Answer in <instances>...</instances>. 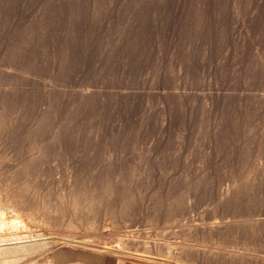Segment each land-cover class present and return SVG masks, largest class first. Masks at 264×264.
<instances>
[{"label": "rangeland", "instance_id": "374dc122", "mask_svg": "<svg viewBox=\"0 0 264 264\" xmlns=\"http://www.w3.org/2000/svg\"><path fill=\"white\" fill-rule=\"evenodd\" d=\"M0 117V192L54 223L10 264H264V0H0Z\"/></svg>", "mask_w": 264, "mask_h": 264}, {"label": "bare ground", "instance_id": "6f19581e", "mask_svg": "<svg viewBox=\"0 0 264 264\" xmlns=\"http://www.w3.org/2000/svg\"><path fill=\"white\" fill-rule=\"evenodd\" d=\"M1 118V117H0ZM2 119V118H1ZM1 119H0V121H1ZM3 123V122H2ZM2 124H0V126H1ZM36 147H40V146H36ZM36 150H37V148H36ZM40 150V149H39ZM38 150V151H39ZM24 185V184H23ZM7 188V187H6ZM112 188V187H111ZM109 189V188H108ZM125 189V188H124ZM11 190V189H10ZM9 190V191H10ZM106 190V189H105ZM1 191H2V189H1ZM7 191V190H6ZM107 193L109 192V191H106ZM105 192V193H106ZM125 192V191H124ZM5 193V192H4ZM104 193V194H105ZM12 194H14V193H12ZM12 194L11 193H9V192H6L5 194H2L1 192H0V236H1V238L3 239V240H8V244H10L8 247L6 246V248H4V247H0L1 249H0V255H4V258L3 259H1V261H0V264H10V262H13V260H15V259H18L19 257H15V256H17V253L19 252V250H21V251H27V250H29V251H34V250H38L40 247H44L45 245H46V241H43V240H45V238L47 237H44V236H42V237H38V238H34L33 237V234L32 233H30V232H24V233H7L6 231H8L9 229H11V228H14V229H17V228H19V227H21V225H22V223H23V217H27L28 219H30V221H32V222H34V223H37V224H39V225H44V226H50V227H52L53 225H54V223L52 224V223H50L48 220H47V218L45 217V215H43L42 213H39V212H37V213H34V212H28L24 207H23V204H22V202L21 201H19V199H17L16 197H14V196H12ZM108 194H110V193H108ZM124 194V193H123ZM15 195V194H14ZM127 197V196H126ZM122 198V197H121ZM123 198H124V196H123ZM126 198H124V200H125ZM127 199H128V197H127ZM130 199V198H129ZM128 199V201L129 202H131L130 200ZM123 200V199H122ZM126 201V200H125ZM93 200H92V198H84V201H80V200H78L77 199V197L76 196H74V197H72L71 199H69L68 201H66L65 203H63L62 204V206L63 207H65V208H68V209H70V210H75V209H78V208H80L81 206H84V207H86L87 209H89V211L90 210H92V205H93ZM119 203V202H118ZM127 203V202H126ZM122 205V204H121ZM128 205V204H127ZM130 205V204H129ZM124 206V205H123ZM122 208V207H121ZM123 210H124V208H122ZM127 209V208H126ZM125 212V211H124ZM11 213V215L10 216H8L9 214ZM6 214H8L7 216H6ZM109 217H112L111 215H109ZM254 220V219H253ZM25 221V220H24ZM252 221V220H251ZM262 221V220H261ZM264 221V220H263ZM229 222V221H228ZM234 222V221H233ZM237 222V221H236ZM244 222V221H243ZM248 222V221H247ZM258 222V221H257ZM222 223V222H221ZM249 223V222H248ZM219 224V223H218ZM225 224H227L226 222H225ZM229 224H232V222L230 221L229 222ZM238 224V223H237ZM244 224V223H243ZM243 224H242V226H243ZM34 225V224H33ZM205 225V224H204ZM220 225V224H219ZM224 225V224H223ZM43 226V227H44ZM58 226V225H57ZM68 226V228H71V229H68V231L69 232H71L72 231V228H74L73 227V225H71V224H68L67 225ZM213 226V225H212ZM211 226V229L213 228ZM250 226V225H249ZM255 226H256V223H255ZM192 227H194V226H191L190 228H192ZM218 227V226H217ZM229 227V226H228ZM246 227V226H245ZM257 227V226H256ZM259 227H260V225H259ZM258 227V228H259ZM210 228V227H209ZM238 228H239V225H238ZM257 228V229H258ZM29 229H31V228H29ZM66 229V228H65ZM207 229V228H206ZM229 229V228H228ZM239 229H243V228H239ZM250 229V228H249ZM248 229V230H249ZM263 229V228H262ZM115 230V229H114ZM125 230H127V229H125ZM225 230V229H224ZM251 230V229H250ZM249 230V231H250ZM39 231V230H38ZM46 231V230H45ZM51 231V230H50ZM59 231V230H58ZM133 231V230H132ZM137 231V230H136ZM214 231V230H213ZM218 231V230H217ZM220 231V230H219ZM259 231V230H258ZM65 232V231H64ZM73 232V231H72ZM113 232H115V231H113ZM127 232V231H126ZM134 232H135V230H134ZM189 233H190V231H188ZM49 233V232H48ZM51 233V232H50ZM52 233H53V231H52ZM66 233H67V230H66ZM112 233V232H111ZM116 233V232H115ZM121 233H123V232H120L119 234H121ZM138 233H140V232H138ZM138 233H137V235H138ZM205 233V232H204ZM250 233V232H249ZM63 234H65V233H63ZM191 234V233H190ZM209 234H212V233H209ZM257 234V233H256ZM73 235H75V234H72V236ZM114 235V234H113ZM116 235H118V234H116ZM115 235V236H116ZM124 235V234H123ZM127 235V234H126ZM134 235V234H133ZM139 235H141V234H139ZM208 235V234H207ZM115 236H114V238H115ZM131 236V235H130ZM186 236V235H185ZM192 236V235H191ZM209 236H211V235H209ZM28 237H32V239H30V238H28ZM71 237V236H70ZM74 237H76V236H74ZM122 237V236H121ZM121 237H120V239H121ZM124 237V236H123ZM135 237V236H134ZM133 237V238H134ZM190 236L187 234V237H186V241H184L183 243H181L183 246H185V247H193V248H196V246H199V244H196V242H194V240L193 239H191V238H189ZM212 237V236H211ZM116 238H118L117 236H116ZM126 238V237H125ZM137 238H139V237H137ZM55 239V238H54ZM141 239V238H140ZM46 240H47V238H46ZM56 240L57 239H55L54 240V242L56 243ZM73 240V239H72ZM118 240V239H117ZM124 240V239H123ZM122 240V241H123ZM127 240V239H126ZM130 240H132V239H130ZM144 240V239H143ZM143 240H142V242H143ZM161 240V239H160ZM116 241V240H115ZM119 241V240H118ZM117 241V242H118ZM148 241H150V240H148ZM166 241V240H165ZM5 242V241H4ZM3 242V243H4ZM47 242H48V240H47ZM51 242V241H50ZM60 242V241H59ZM79 242V241H78ZM120 242V241H119ZM124 242H125V240H124ZM147 242V241H146ZM161 242V241H160ZM3 243H2V245H3ZM6 242H5V244H7ZM22 243H24V244H22ZM40 243H41V245H40ZM87 243H89V241L87 242ZM100 243V242H99ZM132 243V242H131ZM161 243H163V242H161ZM172 243V242H171ZM37 244H39V245H37ZM42 244H44V245H42ZM83 244V243H82ZM93 244V243H92ZM123 245H124V243H122ZM177 244V243H176ZM180 244V243H179ZM178 244V245H179ZM13 245V246H12ZM27 245H29L30 246V248H28V247H26ZM125 245H127V244H125ZM143 245V244H142ZM147 245V244H146ZM167 245V244H166ZM170 245V244H169ZM120 246V245H119ZM119 246H118V248H119ZM179 246H181V245H179ZM220 246V245H219ZM18 247H20V249H17ZM34 247V248H33ZM147 247V246H146ZM171 247V246H170ZM218 247V246H217ZM23 248H26L25 250L23 249ZM93 248V247H92ZM110 248V247H109ZM116 248V247H115ZM122 248V247H121ZM149 248V247H148ZM212 248V247H211ZM214 248V247H213ZM134 249V248H133ZM171 249H174V248H171ZM191 249V248H190ZM199 249V248H198ZM202 249V248H201ZM206 249V248H205ZM208 249V248H207ZM206 249V250H207ZM158 250V249H157ZM169 250V249H168ZM178 250V249H177ZM182 250V249H181ZM193 250V249H192ZM209 250H211V249H209ZM217 250H220V247H219V249H217ZM216 250V252L218 253V251ZM119 251V250H118ZM122 251V250H121ZM145 251V250H144ZM176 251V250H175ZM211 251H215V250H211ZM210 251V252H211ZM238 251V250H237ZM247 251V250H246ZM249 251V250H248ZM125 252V251H124ZM177 252V251H176ZM180 253H182L181 251H179ZM186 252H189V251H186ZM220 252V251H219ZM227 252V251H226ZM251 252H253V250H251ZM251 252H248V253H251ZM199 253V252H198ZM214 253V252H213ZM229 253H230V251H229ZM232 253V252H231ZM240 253V252H239ZM9 254L11 255V256H9ZM140 254V253H139ZM193 254V253H192ZM207 254V253H206ZM209 254V253H208ZM216 254V253H215ZM215 254H211L212 256L214 255V256H216ZM220 254V253H219ZM228 254V253H227ZM253 254V253H252ZM141 255V254H140ZM182 255H184V254H182ZM186 255V254H185ZM230 255V254H229ZM241 255V254H240ZM242 255H243V253H242ZM241 255V257H243ZM246 255H248V254H246ZM239 256V255H238ZM249 256H251V255H249ZM255 256V255H254ZM150 257V256H149ZM232 257V256H231ZM248 257V256H247ZM246 257V258H247ZM240 258V257H239ZM252 258V257H251ZM144 259V258H143ZM234 259V258H233ZM177 260H179V258L177 259ZM242 260V259H241ZM248 260H249V257H248ZM253 260V259H252ZM257 260H258V258H257ZM250 263H251V261H250ZM237 264V263H236Z\"/></svg>", "mask_w": 264, "mask_h": 264}, {"label": "crops", "instance_id": "0c3cea01", "mask_svg": "<svg viewBox=\"0 0 264 264\" xmlns=\"http://www.w3.org/2000/svg\"><path fill=\"white\" fill-rule=\"evenodd\" d=\"M50 253V264H138L119 255L83 247L60 246Z\"/></svg>", "mask_w": 264, "mask_h": 264}]
</instances>
